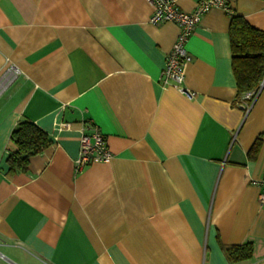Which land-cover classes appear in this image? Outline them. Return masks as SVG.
<instances>
[{
  "label": "crops",
  "instance_id": "0c3cea01",
  "mask_svg": "<svg viewBox=\"0 0 264 264\" xmlns=\"http://www.w3.org/2000/svg\"><path fill=\"white\" fill-rule=\"evenodd\" d=\"M230 8L186 43L189 98L160 83L179 27L147 0H0V74L21 71L0 96V264H264V89L246 112L230 40L232 15L264 32V0ZM22 120L51 143L11 172ZM89 124L113 156L76 171Z\"/></svg>",
  "mask_w": 264,
  "mask_h": 264
},
{
  "label": "built area",
  "instance_id": "2783aa9c",
  "mask_svg": "<svg viewBox=\"0 0 264 264\" xmlns=\"http://www.w3.org/2000/svg\"><path fill=\"white\" fill-rule=\"evenodd\" d=\"M154 9L149 22L153 25L175 23L179 27V34L169 54L166 57L163 69L160 72L159 80L163 88H173L183 95L191 98L193 93L184 86V68L191 62V57L186 50V43L198 27L200 18L212 9H220L226 14H231L230 0H198L193 11L185 12L177 8L174 0H147ZM21 75L20 69L12 63L7 62L0 74V96L3 95ZM264 89V79L259 85L241 96L240 103L246 112L258 98ZM66 126L60 124V127ZM106 139L96 125H86L81 131L79 139V151L74 160L76 171L93 163H106L112 159ZM261 188L260 203L264 204V179L257 183Z\"/></svg>",
  "mask_w": 264,
  "mask_h": 264
},
{
  "label": "trees",
  "instance_id": "16d2710c",
  "mask_svg": "<svg viewBox=\"0 0 264 264\" xmlns=\"http://www.w3.org/2000/svg\"><path fill=\"white\" fill-rule=\"evenodd\" d=\"M230 40L232 69L240 98L242 94L255 89L264 79V32L251 27L241 17L232 15ZM10 140L17 147L16 152L7 158L11 172L25 171L29 158L51 143L46 133L27 120L16 125ZM224 250L233 261L246 260L251 255L249 245Z\"/></svg>",
  "mask_w": 264,
  "mask_h": 264
}]
</instances>
